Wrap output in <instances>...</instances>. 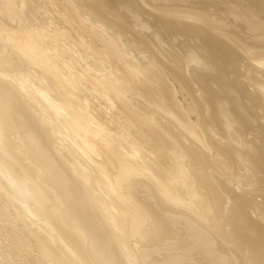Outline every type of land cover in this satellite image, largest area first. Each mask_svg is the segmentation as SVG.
<instances>
[{
    "label": "bare ground",
    "instance_id": "1",
    "mask_svg": "<svg viewBox=\"0 0 264 264\" xmlns=\"http://www.w3.org/2000/svg\"><path fill=\"white\" fill-rule=\"evenodd\" d=\"M0 264H264V0H0Z\"/></svg>",
    "mask_w": 264,
    "mask_h": 264
}]
</instances>
